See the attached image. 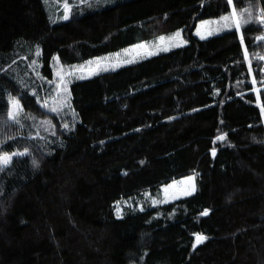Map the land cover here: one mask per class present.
<instances>
[{"label":"trees","instance_id":"trees-1","mask_svg":"<svg viewBox=\"0 0 264 264\" xmlns=\"http://www.w3.org/2000/svg\"><path fill=\"white\" fill-rule=\"evenodd\" d=\"M63 1L54 22L44 0H0V155L25 153L0 166V264H264V0ZM232 9L239 29L194 34ZM177 28L186 44L71 81L67 127L26 76L36 52L51 77L55 55ZM192 172L193 193L117 216L123 197Z\"/></svg>","mask_w":264,"mask_h":264},{"label":"rangeland","instance_id":"rangeland-1","mask_svg":"<svg viewBox=\"0 0 264 264\" xmlns=\"http://www.w3.org/2000/svg\"><path fill=\"white\" fill-rule=\"evenodd\" d=\"M47 12L50 19L54 22L64 19L66 4L63 0H44ZM79 1L86 3V0H71L72 4ZM232 9L229 13H224L219 17H208L200 20L194 30V34L199 38H207L214 34H219L233 27L240 28L239 18L232 17ZM228 16L229 20L224 21L221 18ZM237 24L239 26H237ZM179 33V36L175 34ZM160 37H164L163 40ZM187 43L183 36L182 29L177 28L174 31L164 33L162 35L142 40L131 45L121 47L114 51H109L99 55L91 56L81 62L64 63L57 55L52 58L51 65L53 73L51 77H42L38 71L40 63L37 60V52L30 57L25 65L29 72L26 76H30L31 72L37 78L36 89L42 97L43 103L51 110L55 109L64 119L65 125L71 124L70 119L74 117V111L69 106V85L74 79L90 77L99 72L117 69L123 65L136 62L143 58L152 56L159 52L168 51L170 49L182 46ZM13 98L19 102L17 97L10 98V111H15L16 118L14 121L22 122V107L19 102V109H14ZM12 119V118H11ZM13 120V119H12ZM73 120V119H72ZM9 155L12 153H22L18 150L6 152ZM3 155V154H2ZM0 155V156H2ZM16 155H12V158ZM11 158V160H12ZM3 166V164H0ZM193 179L189 180L188 178ZM198 186V173L192 172L180 178H174L165 182L158 187L150 188L137 193L134 196L123 197L116 202V207L120 208L122 215L129 209L141 210L149 205H156L162 202H168L193 193ZM195 243V242H194Z\"/></svg>","mask_w":264,"mask_h":264},{"label":"snow or ice","instance_id":"snow-or-ice-1","mask_svg":"<svg viewBox=\"0 0 264 264\" xmlns=\"http://www.w3.org/2000/svg\"><path fill=\"white\" fill-rule=\"evenodd\" d=\"M229 2H231V0H229ZM245 11H248V10H245ZM232 17L233 18L236 17L235 11L232 12ZM67 18H68V16L65 15L64 19H67ZM221 19L224 20V21H228L229 17L225 16V17H222ZM259 19H260L261 22H264V10H262V14L259 17ZM237 26H239V25L237 24ZM175 35L179 36L180 34L176 33ZM160 39L163 40L164 37H160ZM262 39H264V37H262ZM245 55L247 56V52H245ZM13 107H14V109H19V102L17 100H15V98H13ZM53 111H55V109H53ZM8 116L14 120L16 118L15 111H10L8 113ZM65 127H67V125H65ZM217 139L218 140H222V139H224V137L223 136H218ZM24 154L25 153H12L11 155H9L8 153H4L2 156H0V164H3V165L9 164V162L11 161L12 155H24ZM188 179L191 180L193 178L189 177ZM116 214H117V216H120V214H121V210H120L119 207H117V209H116ZM201 215H208V210L207 209L204 210V212H202ZM194 235H195V244L193 245V247L203 243L207 239L206 236H204L202 234H199V233L194 234Z\"/></svg>","mask_w":264,"mask_h":264},{"label":"crops","instance_id":"crops-1","mask_svg":"<svg viewBox=\"0 0 264 264\" xmlns=\"http://www.w3.org/2000/svg\"><path fill=\"white\" fill-rule=\"evenodd\" d=\"M88 4L92 5L93 4V1H98V0H86ZM114 0H99L98 3H109V2H113ZM65 3L67 4V2L65 1ZM69 13V6L66 5V8H65V14L68 15Z\"/></svg>","mask_w":264,"mask_h":264},{"label":"built area","instance_id":"built-area-1","mask_svg":"<svg viewBox=\"0 0 264 264\" xmlns=\"http://www.w3.org/2000/svg\"><path fill=\"white\" fill-rule=\"evenodd\" d=\"M261 27H262V37H264V22H261Z\"/></svg>","mask_w":264,"mask_h":264}]
</instances>
